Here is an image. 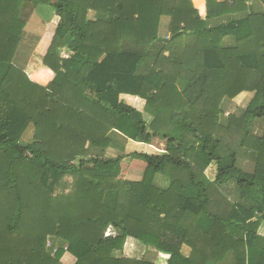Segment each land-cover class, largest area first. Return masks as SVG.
<instances>
[{
	"label": "trees",
	"instance_id": "obj_1",
	"mask_svg": "<svg viewBox=\"0 0 264 264\" xmlns=\"http://www.w3.org/2000/svg\"><path fill=\"white\" fill-rule=\"evenodd\" d=\"M245 1L206 0L202 18L191 0H0V264H62L65 251L76 264H152L115 256L128 237L168 253V264H264V128L254 133L264 0L255 14ZM40 4L59 17L42 58L55 74L46 86L13 60ZM86 62L88 74L70 81ZM242 92L253 94L240 110L247 125L221 121L223 99ZM120 94L152 105L150 123ZM111 130L165 141L164 153L130 154L146 164L142 179H117L123 156H105ZM49 237L65 247L53 241L51 254Z\"/></svg>",
	"mask_w": 264,
	"mask_h": 264
},
{
	"label": "crops",
	"instance_id": "obj_2",
	"mask_svg": "<svg viewBox=\"0 0 264 264\" xmlns=\"http://www.w3.org/2000/svg\"><path fill=\"white\" fill-rule=\"evenodd\" d=\"M191 1H193L194 5L196 6V0H191ZM245 3L247 5L252 6V10H254V14L259 12L262 8L261 5L258 3V1L246 0ZM43 5L44 4L38 5L34 9L33 14H31L30 19H28V21L26 22V26L24 28L25 29L24 34L22 36L21 42L17 48V51L15 53L13 60L20 68H22L26 72L30 80L42 86H46L54 78L55 74L49 67L45 66L42 63V58L47 51V48L49 46V43L53 35L54 26L58 22L59 17L56 15L54 11V13L50 14L49 19L51 20L48 19V21H46L47 19L43 16V14L39 13V11L43 8ZM194 5L193 7H195ZM205 5H206V0H203V10L199 9L196 6L199 9V14L202 18L206 16V6ZM203 13L205 15H203ZM91 15L92 14L90 13L89 16ZM214 19H218V18H214ZM162 22H164V18H162L161 24ZM27 25H29V29H26ZM39 25L40 27L38 28ZM167 26L168 24L166 21L165 25L160 26V29H162L163 31L159 29V32H161V34L166 35V32H169ZM162 37H165V36H162ZM225 42L227 44L230 42V40H228L227 38ZM28 46H30L29 47L30 52L26 51V48ZM60 54H61V57L64 59L65 58L70 59L71 58L70 56H72V52H70L69 50L65 48L61 49ZM30 57H39V59L38 60L36 58L30 59ZM15 59L17 61H15ZM29 59H30V62H29ZM91 67H92V62H86L82 66V68H80V70H75V68L69 69L67 76L69 80L72 82L80 81L83 77H85L88 74V71L91 69ZM250 93L251 92H248V94ZM120 99L124 101L126 104L133 106L137 110H140L142 112H143V109L146 111L151 110V111H154V114H155V108L148 103L147 105H144L145 103L142 100V98H139L137 96H133L130 94H120ZM234 103H237V102L235 101ZM236 114L235 112L229 113V117L238 118V122L243 127H245L248 123L247 120L244 121V118L243 116H241L242 115L241 113H240V116H237ZM152 119L153 117L151 118V120ZM261 129L262 127L259 121L254 128V133L260 135L262 133ZM112 132H113V135H111ZM108 135L111 138L112 145L107 148L105 156H108V157L123 156L121 160V164H120V174L122 175L125 174V172L127 171L129 174H132L135 172V170H128V166L131 163L130 160L142 162L144 163V165H146L145 162H143L142 160L136 159V158H132L128 153L138 152V153H147L150 155L160 154V153H156L158 152L157 150H160V148H158L159 144L156 145L154 143V140H152L149 144L142 143V142H136V141H133L132 139L125 137L122 133L116 130H111L108 133ZM162 144L163 146H165L164 143ZM162 144H160L159 146H162ZM164 151L165 150H161L159 152L164 153ZM109 152H110V155H108ZM112 152L113 154H111ZM115 152H120V153L115 154ZM128 161H130V163ZM206 170H205V173H206ZM213 178L211 177L210 179L212 180ZM233 186H234L233 184H230V185L228 184L224 187H221V190H225L224 193L229 195L232 199H236L237 193L235 192V190L232 189ZM112 230L114 229L112 228ZM257 233L264 237V222H261V224L259 225L257 229ZM114 234L115 233L113 232L112 235ZM181 251L185 255H189L191 249L187 245H182ZM115 256L116 257L125 256L127 258L145 259L147 261H150L152 264H168V259H169L168 253L163 252L162 250L160 251V250H156L155 248L146 246L145 244H142L139 240L134 239L132 237H128L126 239L123 245L122 251L116 252ZM226 261H227V264H234V260L232 256L230 255L228 256V258H226ZM61 262L62 264H76V258L68 251H65L61 257Z\"/></svg>",
	"mask_w": 264,
	"mask_h": 264
},
{
	"label": "rangeland",
	"instance_id": "obj_3",
	"mask_svg": "<svg viewBox=\"0 0 264 264\" xmlns=\"http://www.w3.org/2000/svg\"><path fill=\"white\" fill-rule=\"evenodd\" d=\"M51 2L53 1V2H55L56 0H50ZM192 3H193V1H192ZM205 3V2H204ZM193 5H194V3H193ZM53 5L52 4H44L43 5V8L39 11V13L40 14H43V16L47 19L46 21H48V19L50 18V14H52V13H54V7H52ZM195 6V5H194ZM206 6V5H205ZM197 11H198V15H200L199 14V9L195 6L194 7ZM90 14V13H89ZM92 14V13H91ZM203 15H205L204 13H203ZM29 19V18H28ZM49 20H51V19H49ZM169 20V19H168ZM166 17L164 18V22H162V24L160 25V26H163V25H165L166 24ZM49 24V23H48ZM40 27V25L38 26V28ZM26 29H29V25H27V27H26ZM159 29H160V27H159ZM161 31H163L162 29H160ZM166 31V30H165ZM167 33V32H166ZM159 34H161V32H159ZM30 46H28L27 48H26V51H29L30 52V48H29ZM165 54H167V52H165ZM29 55V54H28ZM31 58H36L37 60L39 59V57H30V59ZM30 59H29V62H30ZM15 61H17L16 59H15ZM33 61V60H32ZM31 61V62H32ZM178 85H180L181 87L180 88H183V85H184V82H180L179 80H178ZM246 93V94H245ZM251 96H253V94L252 93H250V94H248V92H242V93H240L239 95H237L235 98H233V99H223V101L221 102V108L223 109V111H224V114H223V116L221 117V118H219L221 121H224V119L226 120L228 117H229V113H232V112H235V114L237 115V116H240V110L242 109V108H244L246 105H247V102L249 101V99L251 98ZM143 101H144V105H147V101L146 100H144V99H142ZM237 102V103H234V102ZM239 105V106H238ZM143 114V117H144V119L148 122V123H150V120H151V118L152 117H154L155 116V114H154V111H146V110H144L143 109V112H142ZM241 116H243L244 117V119L245 120H247L248 121V119H249V115L247 114V113H244L243 115H241ZM260 124H261V127H262V129L264 128V121L263 120H261V122H260ZM261 129V130H262ZM111 135H113V132L111 133ZM33 136V128H32V126H29L27 129H26V131H25V133H24V135H23V140H30L31 139V137ZM154 143L157 145V144H162V143H164V145H165V141L164 140H161V139H154ZM158 145V148H160V150H157L158 152H156V153H160L161 154V152H159V151H161V150H165V146H163V144H162V146H159ZM120 152H115V154H119ZM131 153V152H130ZM130 153H128L129 155H130ZM111 154H113V152L111 153ZM127 154V155H128ZM108 155H110V152H109V154ZM125 155V154H124ZM128 155V156H129ZM132 157V156H131ZM133 158V157H132ZM130 161H131V163H130ZM130 161H128L129 163H130V165L128 166V170H135V172L134 173H132V174H129L128 173V171L127 172H125V174H120L119 173V175H118V177H117V179H121V180H126V181H132V180H140V179H142V176H143V173H144V167H145V165H144V163H142V162H138V161H133V160H130ZM127 163V162H126ZM121 164V163H120ZM211 169H212V171H211ZM214 173H215V166L214 165H212V166H209L208 167V169L206 170V174H207V176L208 177H214ZM157 178H159L160 180H163V182H164V177H162V175H158L157 176ZM67 181H69V180H67ZM223 192H225V190H222ZM229 196V195H228ZM230 197V196H229ZM231 198V197H230ZM108 234H110V232L108 233ZM48 241V243H47V249H48V251L51 253V254H53L54 252H55V248H53V246H55V245H53L54 244V242L55 243H60V245H62L63 247H65V242L63 243V242H61L62 240H57L55 237L53 238H51V237H49V239L47 240ZM54 241V242H53Z\"/></svg>",
	"mask_w": 264,
	"mask_h": 264
},
{
	"label": "built area",
	"instance_id": "obj_4",
	"mask_svg": "<svg viewBox=\"0 0 264 264\" xmlns=\"http://www.w3.org/2000/svg\"><path fill=\"white\" fill-rule=\"evenodd\" d=\"M109 230V229H108ZM109 233V231H106L105 234L107 235Z\"/></svg>",
	"mask_w": 264,
	"mask_h": 264
}]
</instances>
